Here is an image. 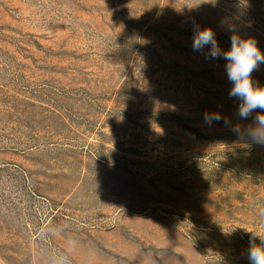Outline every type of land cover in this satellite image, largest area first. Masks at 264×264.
I'll return each instance as SVG.
<instances>
[{"label":"rangeland","instance_id":"1","mask_svg":"<svg viewBox=\"0 0 264 264\" xmlns=\"http://www.w3.org/2000/svg\"><path fill=\"white\" fill-rule=\"evenodd\" d=\"M204 28L264 53V0H0V264H250L264 145Z\"/></svg>","mask_w":264,"mask_h":264},{"label":"clouds","instance_id":"2","mask_svg":"<svg viewBox=\"0 0 264 264\" xmlns=\"http://www.w3.org/2000/svg\"><path fill=\"white\" fill-rule=\"evenodd\" d=\"M230 42V48L222 50L214 31L211 28H204L194 32L192 48L194 51H203L205 47H208L206 58H222L226 61L225 71L232 85L229 96L239 101L237 115L240 119L246 120L253 112H256L253 117L254 123L246 129V136L253 143L264 145V86H259L252 79V73L260 64H264V53L251 38L241 39L233 34ZM258 109L260 111L257 112ZM221 119L219 113L204 114V121L207 124L213 121L219 122ZM232 130L238 136L241 134L239 124ZM251 233L247 252L248 260L250 264H264V235Z\"/></svg>","mask_w":264,"mask_h":264}]
</instances>
